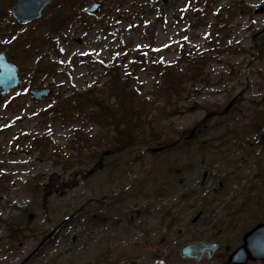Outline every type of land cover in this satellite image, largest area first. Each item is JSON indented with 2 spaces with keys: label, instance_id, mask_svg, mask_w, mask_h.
I'll return each mask as SVG.
<instances>
[{
  "label": "rangeland",
  "instance_id": "obj_1",
  "mask_svg": "<svg viewBox=\"0 0 264 264\" xmlns=\"http://www.w3.org/2000/svg\"><path fill=\"white\" fill-rule=\"evenodd\" d=\"M262 7L264 0H54L23 24L11 16L13 0H0V52L22 81L0 97V264H227L243 235L264 223ZM182 47L208 52L205 72L169 106L154 105L162 94L156 68L177 64ZM140 57L145 65L134 67ZM107 67L134 69L128 84L140 102L152 101L147 123L132 122L122 142L69 100L96 90L116 105L103 87ZM34 88L52 95L37 102ZM193 129L187 146L150 151ZM199 239L219 243L214 257L182 259L181 247Z\"/></svg>",
  "mask_w": 264,
  "mask_h": 264
},
{
  "label": "trees",
  "instance_id": "obj_2",
  "mask_svg": "<svg viewBox=\"0 0 264 264\" xmlns=\"http://www.w3.org/2000/svg\"><path fill=\"white\" fill-rule=\"evenodd\" d=\"M180 53L181 59L178 64L171 66H159V69L156 66V69L158 70L157 87L162 94H160V96H156V99L153 102L154 105L163 102L164 107L169 106L173 98L182 93L184 88L182 87L183 85L193 83L204 74L205 63H207L209 58L206 53H200L194 49L185 47L181 49ZM142 60L143 59H137L136 64L139 63L138 65H145ZM138 65L134 64V67ZM119 73L120 74L118 75L116 70L107 69L108 81L104 85L105 89L110 90L111 95L117 100L116 105L110 104L108 99L100 100L102 96L98 98V95L94 94L96 90H89L81 94H74V96H72L69 100L70 103L73 102L76 107L79 108L75 112H79L80 115H87L88 113L89 119L96 122L99 129L103 130L108 124L113 126L119 142H122L124 141L123 139H126V132L129 128H131L129 126L132 125V122L133 124L136 123L135 126L140 124L145 125L147 123L148 116H146L143 111L147 110V106H149V103L152 101L142 99L144 101L140 102L139 99L141 98L138 94V90H134V87L128 84V80H130V78L135 79L136 74L133 73L132 75H128L123 74V72ZM70 103H68V105ZM117 118L118 121L116 120ZM260 127L261 124L259 123L253 124V129L255 130ZM78 129L79 130H75L74 138L80 136L82 134L81 130L84 128L82 127ZM151 131L154 132L155 130L151 129ZM139 133H142L141 130ZM151 136L153 138L156 135L154 136L152 133ZM130 137L131 136H129V138ZM153 139H155L154 143L159 142L158 139ZM159 139L162 140V138ZM114 140V142H116L115 138ZM34 141L35 145L42 142V140L39 142V139ZM86 141L88 140H74L72 142L79 145ZM188 141L190 140H187L186 142L188 143ZM181 142L182 141H179V143ZM174 144L175 142L171 145L159 147H173Z\"/></svg>",
  "mask_w": 264,
  "mask_h": 264
},
{
  "label": "water",
  "instance_id": "obj_3",
  "mask_svg": "<svg viewBox=\"0 0 264 264\" xmlns=\"http://www.w3.org/2000/svg\"><path fill=\"white\" fill-rule=\"evenodd\" d=\"M16 2L13 17L24 23L40 19L43 10L52 0H14ZM100 6L97 5V8ZM99 10V9H98ZM97 10V11H98ZM95 8L87 12L93 14ZM261 11H264L262 8ZM20 86L19 68L12 62L8 61L4 53H0V96L6 95L10 90ZM31 94L39 101L43 97H48L51 90H32ZM158 150H153V152ZM205 172L202 184L207 177ZM218 248L217 243L209 244L204 241L188 244L181 249V255L186 259H196L200 261L204 256L212 258ZM249 260L264 261V224L254 228L244 237V242L229 258L231 264H246Z\"/></svg>",
  "mask_w": 264,
  "mask_h": 264
}]
</instances>
